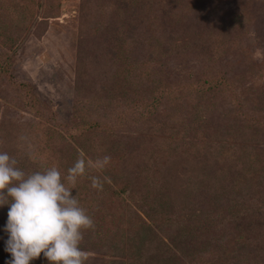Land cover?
Here are the masks:
<instances>
[{
    "label": "rangeland",
    "instance_id": "1",
    "mask_svg": "<svg viewBox=\"0 0 264 264\" xmlns=\"http://www.w3.org/2000/svg\"><path fill=\"white\" fill-rule=\"evenodd\" d=\"M199 1L208 3L200 6L203 14L210 6L217 10L204 15L209 19L204 28L214 30L221 47L218 58H213L215 63L207 68L208 58L187 53L168 56L162 64L158 61L152 66H156L158 76L165 78L166 74L176 82L192 72H198L194 78L198 82L208 79L212 84L216 77L226 83L231 80L229 75L237 74L231 87L221 88L220 84L216 89L237 96L240 111L229 122L224 116L200 122L194 134L187 131L185 139L190 145L182 139L186 145L175 151L172 143L159 147L166 139L160 134L150 137L142 133L139 107L134 118L124 120L122 126L115 115L117 109L97 105V113L90 117L100 122L95 135L84 117L72 111L78 0H20L25 10L20 9L15 18H5L6 12H0V152L15 156L25 172H34L42 165L57 166L65 174L71 167L69 158L72 164L81 155L86 161L111 158L102 171L87 169L71 193L77 195L95 224L94 229L84 231L80 244L88 257L86 264H264V241L258 246L245 243L247 226H237L239 217H251L249 226L264 230V215L260 213L264 201L257 205L254 200L258 196L251 195L249 185H245L240 189L242 195L235 193L240 194L245 209L232 208L229 198L233 189L226 186L233 181L219 179L210 162H201L207 154L219 157L227 145L241 140L255 148L264 136V0ZM104 65L101 59L91 62L87 72ZM242 88H249L245 91L247 100L244 93L239 96ZM219 94L213 101L223 109L229 104ZM184 98L181 94L174 97L175 101L183 99L185 105ZM88 107L84 106L82 113L93 108ZM169 107L173 109L174 103ZM244 123L252 127L221 145L229 136L226 133ZM192 157H198L199 162L193 163ZM185 162L190 163V171L182 167ZM220 165L226 171L232 167ZM91 176L108 178L102 190L91 187ZM161 178L170 185H161ZM8 209V205L0 206L3 227ZM242 211L247 212L238 215ZM257 217L261 223L253 221ZM2 237L0 264H6L11 260L5 251L8 233ZM30 264L49 262L41 253Z\"/></svg>",
    "mask_w": 264,
    "mask_h": 264
},
{
    "label": "trees",
    "instance_id": "2",
    "mask_svg": "<svg viewBox=\"0 0 264 264\" xmlns=\"http://www.w3.org/2000/svg\"><path fill=\"white\" fill-rule=\"evenodd\" d=\"M0 3L2 4L0 12L2 10L6 12L5 18H15L20 9L25 10L24 5L22 7L19 5L20 0H0ZM201 5H208V3L204 4L199 0H78L72 89L75 103L72 111L79 118L84 117L88 129L94 135L95 128L100 122L91 120L90 117H94L97 113L95 108L97 105H107L117 109L115 115L118 118V125L122 126L124 120L134 118L135 111L139 107V113H137L140 125L143 124L142 133L150 137L160 134V138L166 139L159 147H169L172 143L175 147L174 151L186 145L183 144L182 139L190 145L185 139L188 137L187 131L194 134L197 125L204 120L207 121L211 116L219 118L224 116V120L228 122L233 120L234 116L237 118L240 111L236 100L238 97L233 93L216 89L220 84H222L221 88H224V85L231 87V84L236 83L233 79H236L237 74L229 75L231 80L226 83H223L222 78L216 77L215 82L211 79L215 83L212 84L208 79L198 82L194 79L198 72H192L181 82H176L167 79L166 74L165 78L158 76L156 66H152V63L158 61L162 64L161 60L168 56H186L187 53L208 58L210 61L207 62V68L215 63L216 58L215 60L213 58L215 56L218 58L221 47L215 39L214 30L204 28L205 22H209L204 15L208 16L217 10L209 5L208 13L203 14ZM196 24L199 25L198 29ZM203 38H205L203 42L197 41ZM100 59L106 65L88 74V64ZM247 67L248 65L245 66L246 69ZM161 72L163 73L162 67ZM263 87L264 85L261 86ZM248 90L249 88H242L239 96L243 93L246 95L245 91ZM217 93H222L219 97L228 101L229 105L223 106V109L213 101ZM176 94H181L183 98L185 96L184 100L187 104L183 105V99L175 101ZM141 98L144 102H140ZM172 103L174 108L170 109L169 105ZM86 105L93 108L82 113V108ZM251 127L252 125L244 123L238 126L237 130L226 133L229 136L227 139L223 138L221 145L225 141L231 142V138L237 137V134ZM107 131H109L108 128ZM58 141H60L59 138ZM141 141L143 142V139ZM192 150L195 151V147ZM202 150L200 147L199 152ZM198 157H192L190 160L193 163L199 162ZM68 160L72 167L75 161L72 164L70 158ZM201 162H210L214 167L213 174L219 179L226 180L229 177L228 180L234 182L226 186L228 189H233L231 194L233 197L229 198L232 208L245 209V203L239 201L240 194H243L240 189L245 185H249L248 191L251 195L258 196L254 200L257 205H262L264 201V190L261 191L264 186V136L261 142L256 143L255 148L249 146L245 140H241L238 144L227 145V149H224L219 157H211V154H207ZM221 163L222 166L227 165L233 168L228 169L229 171L221 169ZM189 165V162H185L182 167L185 171H190ZM48 167L40 165L35 169L42 171ZM64 173L62 175L66 176L67 170ZM203 175L205 180L206 174ZM211 175L207 176L208 181ZM156 180H158V174ZM251 181L255 185H252ZM158 182L165 187L170 185L168 180L163 178ZM244 182V185L241 184ZM137 185L139 187V184ZM158 189L159 186H157ZM236 191L240 194L236 195ZM246 212L242 211L238 215ZM260 213L264 215V209ZM258 220H260L259 217L253 219L261 223ZM5 221L7 223V219ZM237 221L239 229L247 226L245 243L258 246L264 241V230L252 229L249 226L251 217L249 220L246 217H239ZM4 228L5 226L0 224V231ZM4 234L5 232L0 233V238H3ZM247 236L249 240H246ZM215 251L219 250L216 248ZM221 254L224 255L223 252Z\"/></svg>",
    "mask_w": 264,
    "mask_h": 264
},
{
    "label": "clouds",
    "instance_id": "3",
    "mask_svg": "<svg viewBox=\"0 0 264 264\" xmlns=\"http://www.w3.org/2000/svg\"><path fill=\"white\" fill-rule=\"evenodd\" d=\"M110 160L103 156L86 161L81 155L62 176L57 166L25 172L15 156L0 152V206L9 205L4 231L8 233L5 251L11 260L6 264H30L41 253L49 264H86L88 257L80 244L84 231L94 229L95 224L71 193L87 169L102 171ZM89 178L97 190L108 179Z\"/></svg>",
    "mask_w": 264,
    "mask_h": 264
}]
</instances>
